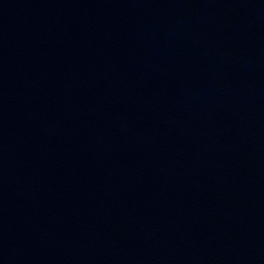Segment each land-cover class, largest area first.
Listing matches in <instances>:
<instances>
[{"label":"water","instance_id":"obj_1","mask_svg":"<svg viewBox=\"0 0 264 264\" xmlns=\"http://www.w3.org/2000/svg\"><path fill=\"white\" fill-rule=\"evenodd\" d=\"M0 264H264V0H0Z\"/></svg>","mask_w":264,"mask_h":264}]
</instances>
